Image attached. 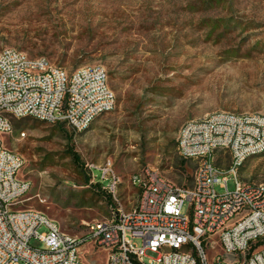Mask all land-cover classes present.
<instances>
[{"label":"rangeland","instance_id":"374dc122","mask_svg":"<svg viewBox=\"0 0 264 264\" xmlns=\"http://www.w3.org/2000/svg\"><path fill=\"white\" fill-rule=\"evenodd\" d=\"M3 45L67 71L84 63L106 71L114 104L87 128L66 137L53 122L24 116L4 139L21 154L19 174L29 180L19 206L40 209L77 235L113 205L98 191L99 168L91 165L110 161L119 177L117 199L127 208L140 193L129 180L133 172L151 167L175 183H191L196 160L180 163L175 148L185 119L264 108V0H0ZM216 156L225 165L229 154L219 149ZM238 175L264 180V150L247 155ZM226 185H233L230 174ZM187 210L183 200L180 211ZM79 254L84 264H107L91 238Z\"/></svg>","mask_w":264,"mask_h":264},{"label":"built area","instance_id":"2783aa9c","mask_svg":"<svg viewBox=\"0 0 264 264\" xmlns=\"http://www.w3.org/2000/svg\"><path fill=\"white\" fill-rule=\"evenodd\" d=\"M113 104L102 65L84 63L67 71L43 55L0 46V264H84L79 251L89 238L102 246L107 264H264V180L238 175L247 155L264 150V108L216 109L185 119L175 148L196 160L191 183H175L151 167L133 172L129 180L140 193L127 208L117 199L119 177L110 161L91 165L99 168L95 180L113 205L84 234L61 229L40 209L19 206L29 180L17 173L21 154L4 144L12 118L62 119L79 131ZM219 149L229 154L225 165L216 161ZM183 200L186 213L180 211Z\"/></svg>","mask_w":264,"mask_h":264},{"label":"trees","instance_id":"16d2710c","mask_svg":"<svg viewBox=\"0 0 264 264\" xmlns=\"http://www.w3.org/2000/svg\"><path fill=\"white\" fill-rule=\"evenodd\" d=\"M22 117H24V116H19V117H14V118H12V128H13V127H17V126L19 125V121H18V119H20V118H22ZM32 118H34V117H32ZM35 119H38V118H35ZM39 120H42V119H39ZM50 122H53L54 125L58 126V128H59L60 130H62V132L64 133L65 136L68 135L69 132L74 131V129H71V130H69L68 133H67V131H66L65 129H63L62 126H61V124H62L63 122H65V121L62 120V119H55V120L50 121ZM88 126H89V124H88L85 128H87ZM85 128H83V129H85ZM83 129H81V130H83ZM79 131H80V130H79ZM66 137H67V136H66ZM66 151L69 153L71 159H72L76 164H79L78 155H77V153L71 148V146H67ZM261 151H263V150H261ZM261 151L256 152V153H260ZM252 154H254V153H252ZM178 155H179V162H180V163H182L185 159L189 158V157L181 156L180 154H178ZM19 169H20V168H19ZM17 173H18V175H20V174H19V170H18ZM20 176H21V175H20ZM83 177H84V179H87V175H84ZM97 182H98V181H97ZM98 191H100V192L103 194V197L105 198V200L108 202L109 205H110L111 203H113V201H112V199H111V197H110V194H109L108 192H106V191H105L104 189H102V188H99ZM102 194H101V195H102Z\"/></svg>","mask_w":264,"mask_h":264}]
</instances>
